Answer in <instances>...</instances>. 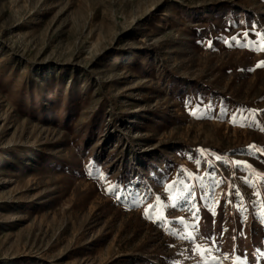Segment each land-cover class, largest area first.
<instances>
[{"label":"rangeland","instance_id":"obj_1","mask_svg":"<svg viewBox=\"0 0 264 264\" xmlns=\"http://www.w3.org/2000/svg\"><path fill=\"white\" fill-rule=\"evenodd\" d=\"M257 33L264 0H0V264H264Z\"/></svg>","mask_w":264,"mask_h":264},{"label":"snow or ice","instance_id":"obj_2","mask_svg":"<svg viewBox=\"0 0 264 264\" xmlns=\"http://www.w3.org/2000/svg\"><path fill=\"white\" fill-rule=\"evenodd\" d=\"M257 35L260 36L262 39H264V34L257 33ZM247 37H248V33L245 32L244 33V38H247ZM232 40L236 41V44L238 46H244V47H247L248 46V45H240V40L236 36H233L232 37ZM209 46L211 47V41H209ZM252 47H254V48L256 47L255 42H253ZM259 50L262 51V52H264V46L260 47ZM262 67H264V61L258 62L257 65H256V68H262ZM252 70H254V69H249V71H252ZM193 115H195V111L193 112ZM261 130L264 131V129H261ZM249 148H255V145H249ZM202 151H206V150H202ZM257 151H259L261 154H264V149H257ZM217 159H220V158L217 157ZM196 162H197V164H199V161L198 160ZM232 163H233L234 166H237V165H240V164H244L245 167H247V168H250L251 167L250 165H247L246 162L233 161ZM242 179L244 180L245 184H247L249 187H253L252 182L249 181L247 179V177H243ZM167 187H168V189H171L173 187V184H169ZM191 189H192V186H188V189L187 190L189 192H191V194H192V196L194 198L195 197V193L192 192ZM114 190H115V186L114 185L111 186L109 189H107V191H114ZM254 194L257 195L258 197H264V189H259ZM226 195H234L236 197H240L241 200L243 199V195H242L241 191L238 188H236L235 185H233V192L226 193ZM157 199H159V198H157ZM171 199L173 201H175L176 200V197L175 196H172ZM231 202H233V201H230V203ZM149 207L152 208V207H155V206L154 205H149ZM198 213H199V210L198 209L196 211H193V213H192L193 218L197 222V225H198L199 219H200ZM212 214H213V216L216 215V212H215L214 209L212 210ZM145 215L146 216H149V213H148V210L147 209L145 210ZM180 219H181V221H183V218H180ZM153 222H156V221L154 220ZM197 225H193V230L194 231H198ZM184 238L185 239H189V240L193 239L192 232L187 233L184 236ZM214 243L215 242H213V246H214ZM197 248H199V245L197 246ZM195 250L196 249H194V251ZM210 251H211V246L208 249H205L204 251H201L200 252V255L203 256V255H205L206 252H210ZM236 251H237V249L234 248L233 249V254H235ZM223 255L227 256L228 254H223ZM213 259H215V257ZM240 259H241L240 256H236V261H239ZM204 264H207V261H205ZM234 264H235V262H234Z\"/></svg>","mask_w":264,"mask_h":264}]
</instances>
